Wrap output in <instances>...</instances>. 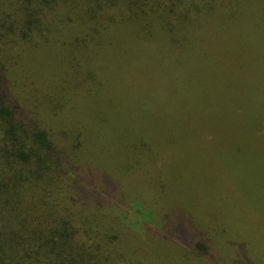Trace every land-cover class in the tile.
I'll use <instances>...</instances> for the list:
<instances>
[{"label": "trees", "instance_id": "16d2710c", "mask_svg": "<svg viewBox=\"0 0 264 264\" xmlns=\"http://www.w3.org/2000/svg\"><path fill=\"white\" fill-rule=\"evenodd\" d=\"M251 1L0 0V264H209L214 250L223 264L232 251L264 264V225H252L251 240L237 236L235 223L228 228L188 211L210 236L201 244L181 223L184 250L171 240L178 228H134L95 192V178L71 184L79 162L103 166L113 192L139 200L130 212L148 211L164 225L161 201L172 186L166 155L174 147L165 151L136 131L131 136L110 99L108 75L131 79V58L150 56L177 66L183 59L220 65L226 57L239 76L236 51L223 43H233L240 21L249 20ZM23 63L33 71L21 72ZM15 70L22 73L21 95L11 85ZM260 90L250 93L252 101ZM262 125L255 135L261 142Z\"/></svg>", "mask_w": 264, "mask_h": 264}, {"label": "rangeland", "instance_id": "374dc122", "mask_svg": "<svg viewBox=\"0 0 264 264\" xmlns=\"http://www.w3.org/2000/svg\"><path fill=\"white\" fill-rule=\"evenodd\" d=\"M245 12L249 13V20L240 21L234 42L223 43L224 50L236 51V62L242 65L237 66L239 76L231 74L233 67L225 62H234V59L226 57H221L220 65L214 60L208 66H199L187 59L177 66L166 58L149 56L142 62L131 58L135 65L134 70L131 68L135 73L131 79L128 75L113 76L109 70L108 84L115 94L110 95V99L116 104L118 118L130 129L131 136L136 131L165 151L167 147H174L166 155L170 158L167 168L172 186L169 195L161 201L169 217L161 228L148 218V211L141 216L129 211L137 210L139 200L129 198L126 190L128 197L125 199L120 192L119 195L113 192L117 188L112 189L104 182L107 173L103 166L79 162L75 174H71V184L95 178L92 185L95 192L104 202L111 203V207L124 211L125 219L133 222L134 228L149 227L162 233L170 230V234L178 228V234L174 233L171 240L184 250L187 248L180 239L186 232L181 223L187 224V232L201 244L210 236L209 229H204L188 211L192 215L216 218L228 228L235 223L237 236L246 238L250 236L252 225H264V141L255 137L259 125L264 122V0H254ZM202 45L208 48L205 43ZM31 64L33 68L38 66L32 60ZM103 65L102 60L96 62L99 68ZM22 67L21 72L33 71L24 63ZM21 72L15 70L17 78L11 84L16 86L19 95L23 84ZM36 77L42 82L40 76ZM256 89H261V95L257 101H252L250 93ZM27 113L31 114L28 109ZM260 134L264 140V132ZM111 176L117 180L116 176ZM119 187L123 191L120 183ZM119 197L122 200L119 201ZM124 200L129 203L126 207L122 204ZM259 248L264 253V245ZM220 257L223 255L214 250L206 262L223 264ZM228 260L230 264L237 261L249 264L241 252L239 255L229 252Z\"/></svg>", "mask_w": 264, "mask_h": 264}]
</instances>
